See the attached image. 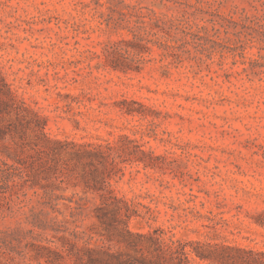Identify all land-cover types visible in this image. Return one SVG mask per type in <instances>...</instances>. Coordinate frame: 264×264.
I'll return each instance as SVG.
<instances>
[{
  "label": "rangeland",
  "instance_id": "374dc122",
  "mask_svg": "<svg viewBox=\"0 0 264 264\" xmlns=\"http://www.w3.org/2000/svg\"><path fill=\"white\" fill-rule=\"evenodd\" d=\"M0 74L48 139L103 148L38 167L44 139H0V264H93L116 222L85 179L189 264L197 242L264 250V0H0Z\"/></svg>",
  "mask_w": 264,
  "mask_h": 264
},
{
  "label": "trees",
  "instance_id": "16d2710c",
  "mask_svg": "<svg viewBox=\"0 0 264 264\" xmlns=\"http://www.w3.org/2000/svg\"><path fill=\"white\" fill-rule=\"evenodd\" d=\"M155 19V26H158ZM134 37L133 48H146L141 41L144 39L139 33L130 30ZM148 42V40L146 41ZM164 46L165 43L158 42ZM118 51V48H112ZM128 51V50H127ZM120 53V52H119ZM129 53V52H127ZM137 53V52H136ZM124 61L128 56L119 54ZM118 61L115 57H109V63L114 68L125 69L126 63ZM125 64V65H124ZM127 112H133L132 109H126ZM13 119V120H12ZM46 121L42 116L28 109L22 102L16 99L8 83L0 74V139L7 135L11 138H17L19 147L23 148L26 144L25 137L32 132L37 140L44 139L43 144L34 141L33 145L36 152L43 155V159L38 161V167H57L61 163L57 158L60 155H74L77 159L83 157L85 153H103L101 145L92 146L90 144H78L75 142H62L59 140H50L45 134L44 128ZM56 159V160H55ZM49 160H55V163L49 165ZM107 167L105 161H100ZM91 162L88 163V165ZM63 164H66L63 162ZM111 164V162H110ZM67 167V166H66ZM85 190L98 193L101 202L95 206V216L99 221L105 223V214L107 208H110V217L115 218L116 222L111 226L104 227L105 232H99L94 247L86 246L84 251L88 255V262L93 264H189L188 252L185 250L186 244H164L160 238V233L155 229L151 233H141L132 231L129 227V218L135 212L130 205L123 199L116 198L107 188L105 180L91 182L84 180ZM74 210L72 215L86 214L87 202L83 199L74 200ZM264 226V220L258 221ZM91 239V237H89ZM123 245L124 249H112L110 242ZM87 244L88 241H85ZM96 251V252H95ZM190 252L195 254L201 260H206L209 264H264V250H255L226 243L199 244L192 245Z\"/></svg>",
  "mask_w": 264,
  "mask_h": 264
}]
</instances>
